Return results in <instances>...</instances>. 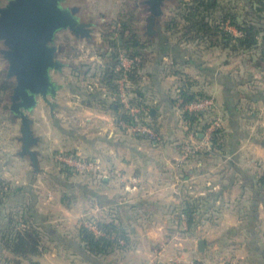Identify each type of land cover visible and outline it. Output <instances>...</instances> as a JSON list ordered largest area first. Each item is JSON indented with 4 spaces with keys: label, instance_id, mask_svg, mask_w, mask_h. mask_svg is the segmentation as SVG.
Listing matches in <instances>:
<instances>
[{
    "label": "crops",
    "instance_id": "0c3cea01",
    "mask_svg": "<svg viewBox=\"0 0 264 264\" xmlns=\"http://www.w3.org/2000/svg\"><path fill=\"white\" fill-rule=\"evenodd\" d=\"M155 26L159 29L155 30V40L164 42L157 41L155 50H145L141 81L145 96L138 98L141 105L137 106L148 110V118L158 123L163 141L156 143L135 135L130 128H121L120 112L115 110V99L108 92L103 90L105 94L86 102L88 96L83 92H89L90 87L81 90L74 80L75 72L67 68L60 74L53 97L60 108L61 126L44 102L38 100L32 112L33 130L41 136V161L45 157L41 164L54 169L53 150L59 147L101 160L108 176L99 183L91 180L93 189L56 181L69 190L78 188L84 199L91 195L92 210H97L91 214L107 218L106 210L108 219L102 221L115 220L127 230L130 240L121 250L136 253L120 264H192L198 260L206 264H264V196L258 190L255 167V160L264 159V69L247 67L227 50H204L196 55L194 43H180L176 35L162 29L160 20ZM257 58L258 54H254V62ZM174 68L196 79L198 86L194 88H202L214 100L215 118L223 119L230 141L226 152L183 158L188 133L178 124L177 107L170 103L180 85L179 76L170 73ZM128 86L135 88L130 82ZM252 91L261 92L262 98L243 97ZM129 95L131 99L135 97L132 91ZM252 121L257 132L249 141L245 130ZM64 122L73 125L69 129L76 135L66 132L70 130L64 128ZM14 140L0 148V167L6 178L13 180V187L23 186L24 190L12 195L6 207L30 205L34 218L54 235L45 239L48 249L44 253L32 259L22 258L19 264H84L75 253L82 250L80 243L63 236L78 234L75 223L85 213L69 209L61 199L53 202V196L49 197L52 181L33 177L32 166L38 162L32 145L30 151L35 158L26 153L31 156L30 162L29 157H22L23 142ZM10 148L20 151V156L9 152ZM8 156L12 161L4 169L3 161L7 162ZM11 170L20 176L22 173V178L19 180L17 172ZM189 196L206 200L201 221L194 228H188L181 215L183 201ZM200 240L206 242L204 251L199 249ZM126 255L112 253L103 264H115L116 256Z\"/></svg>",
    "mask_w": 264,
    "mask_h": 264
},
{
    "label": "trees",
    "instance_id": "16d2710c",
    "mask_svg": "<svg viewBox=\"0 0 264 264\" xmlns=\"http://www.w3.org/2000/svg\"><path fill=\"white\" fill-rule=\"evenodd\" d=\"M121 16L119 21L112 22L108 28L106 26L107 32L104 33L103 37L109 50V58L99 80L92 82L94 87L89 88L86 102L89 103L90 100H94L95 96L100 97L101 93L108 92L115 99V110L120 112L119 116L130 123L132 117L126 112L119 100V81L124 75H127L128 82L135 86L133 89L128 88V92L132 91L135 96L131 102L135 105H141L138 98L145 96L141 81L142 70L146 62L140 61V48L155 50V44L159 39H147L141 35V28L137 22L138 18L133 10L127 13L123 12ZM228 24L235 27L239 34L235 35L227 30L225 26ZM160 25L168 34L176 35L180 43H194L196 46H202L204 50H227L231 56H240L254 50L258 54V58L253 63V67L264 69V0H228L226 3H221L220 0H178L172 16L167 19L161 16ZM117 34L119 37L114 38ZM122 49L126 51L127 57L132 60L131 67L127 71L117 68ZM73 71L78 73L77 67ZM172 72L179 76L180 81L179 91H176L170 100L173 108L177 107L180 99L183 100L184 104L211 98L202 88H194L198 86L196 79L175 68L170 70V73ZM15 86L16 81L8 77L6 72L1 71L0 108L8 110L10 105L7 96L13 93ZM96 89L99 91L96 92ZM261 95H263L261 92L257 94L252 91L243 97L259 100L262 98ZM99 100L101 99L99 98ZM214 109L215 104L205 111L185 113L184 116L189 124V130L186 133L194 132L197 136L200 131H204L210 118L214 120L217 116ZM151 126L156 132H160L156 121ZM140 137L151 139L147 135H140ZM225 137V129L218 128L211 135L209 149L204 152H197L195 156H208V154H213L216 151L226 152ZM259 182L260 186L264 187V176L259 179ZM22 190H24L23 186L13 187L11 182L0 177V253L4 264H19L22 258L32 259L40 256L48 249L45 239L49 238L50 233L34 218L30 205L24 206V208H22L23 206L10 209L6 207L10 197ZM203 204L204 206H202ZM181 207L188 228H194L202 218L203 210L200 208L206 207V200L202 197L189 196L184 199ZM12 211H19L20 213H13ZM96 226L103 233L102 235L96 234L83 224L78 231L81 249L96 259L124 249L130 240L127 230L120 222H115V220L99 221L96 222ZM4 252H8L10 256L3 257L2 253ZM89 264L97 263L90 261Z\"/></svg>",
    "mask_w": 264,
    "mask_h": 264
},
{
    "label": "rangeland",
    "instance_id": "374dc122",
    "mask_svg": "<svg viewBox=\"0 0 264 264\" xmlns=\"http://www.w3.org/2000/svg\"><path fill=\"white\" fill-rule=\"evenodd\" d=\"M220 1H221V3L222 2L226 3L228 0H220ZM137 3H139L140 6H137ZM177 3H178V0H164V2L162 4V15L160 14L159 16L158 15L155 16L153 14V12L150 10V4H148V0H66L63 3L60 2V6L63 8L66 6H71V5L78 7L80 11H79V14L77 15V19L83 21L84 23L92 24L93 28L90 29L91 34L88 37H83L81 35L77 36L73 30L68 29V28L60 30L56 33V36H55L52 43L55 46L61 47L62 50L57 52L56 55H57L58 59L62 63H64V66L58 72L52 71L53 80L59 86V81H61V80H59L60 74L62 75V72H63L62 70H65L68 68V71L71 73L73 71V69L75 67H77L78 73H80V74L75 73L74 77H76L77 79H74V80L76 81L78 86H80L79 88L81 90H83V89H88L89 88L88 86L90 84L93 86L92 82H97L99 80L100 75L104 71L105 65L107 64V61L109 58V50L107 49V44H106V41H105L103 35L105 32H107L106 29L110 26V24L112 22L119 21V19L122 18L121 14L123 12L127 13L130 10H133L135 16L138 18L137 22H138L139 27L141 28V35L147 39L155 40V38L158 37V33L155 30H159V29L154 24L150 25L151 29L149 28V24H151L149 22V18L153 17L154 21L160 20L161 16L165 17L167 19L168 17L172 16V12L174 11ZM243 5H242V7H243ZM0 8H2V7H0ZM106 26H107V28H106ZM225 28L226 29L228 28L227 30H229V31L233 30V32L231 31V33H233L235 35L239 34L238 31L236 33L234 32V28H229L228 26H225ZM150 35H152V36H150ZM117 36L119 37V35L117 34V35H115L114 38H118ZM192 46H194V45H192ZM7 47L9 48V46H7L5 44L4 40L0 39V72L1 71L6 72V74H8L10 62L4 57L2 52H3V50H6ZM193 49L195 52H197V53H195L196 55H199V53L201 54L204 51L202 46H194ZM124 51L125 50H123V49L120 51L119 58H120L122 52H124ZM140 51L143 52L145 50L140 48ZM254 54H256V52L254 50H252V51L246 52L245 54H241L240 55L241 58L239 56H236V57L239 58V60L242 59V62L245 63V65L247 67H253ZM10 78H13L15 80V77H10ZM83 93H84V95L87 96L88 91H84ZM53 97L54 96H48V101H47V100L43 99V97L39 96L38 100L40 101V103L44 102L47 104L46 109H48V112H49V107L51 108L52 114L51 113L50 114H51L52 118L55 119L56 123L59 125L60 122H58V120H59L58 115L61 112L59 110L60 108L57 107L58 105L54 101V100H56V98H53ZM7 99L9 101V105H10L11 104L10 95L7 96ZM83 102L85 103V101H83ZM111 102L113 103V100ZM34 108H32L31 110L25 111L27 118H29V120H30V128H31V132H32L31 134H32L34 139L38 140V142H33V144H31L32 148L36 152V161L38 162V164H34V166H32V170L34 172L33 177H35L36 180L38 179L39 181H42V182L45 179L52 181L50 184L51 185V191L50 192L52 194H50L49 197L53 196V198H52L53 202L59 201V199H61L62 202L64 203V205L66 207H68L69 209H75L78 213H80V212L85 213V215L81 216V218L79 220L77 219L78 221L75 223L78 227V231H79L80 226L83 224L84 226L93 230L96 234L102 235L103 233L96 226V222L108 219V214H107L106 210H104L105 211L104 215H106L107 218H105V217L101 218V216L96 217V215L91 214V212L92 213L97 212L96 209L92 210V207H93L92 202H94V199H93V197H91V195L86 193L87 191L83 190V192L88 195V196L86 195L87 197H86V199H84L83 197H81V194H80V191L78 188H76V189L71 188L69 190L63 184H60V182L59 183L57 182L58 180H60L62 182L63 181L68 182V183H71L73 185L86 187L87 190L93 189L92 185H90V182H91V180L96 181V177L94 178L93 175H90V174H81V173H75L74 174L73 172L71 173L69 170L61 168L60 165L58 164V162L56 161V158H55V154L57 152H60V151H67V152L74 151V152H79V153L83 154L84 156H88V155H85L84 153H82L79 150H71V149L67 150V149H64V147H59V149H55V150H53L51 148V151L53 150V152H54L53 160H54V164H55L54 169H56V170L52 169L51 167L48 168V167L42 166L41 162L43 163V160L45 159V157L41 161L40 153H41L42 157H43V153L41 150L38 149L39 148L38 145L40 144L39 141H41L40 140L41 136L38 135V132L36 130H33L32 112H33ZM112 108H114V106H112ZM147 111L148 110H144V112L142 114V116L146 119V121H144V122L152 125L153 121L150 118H148L149 112H147ZM72 116L73 115H71V117ZM215 121H217L216 118H214V120H213V118L212 119L210 118V121H209L207 127L205 128V130L200 131L197 136H194V143L201 142V141H203V140H201L202 138L205 139L206 136H208L207 132H208L209 128L211 127V125ZM118 122H119V126L121 128L129 129V127L126 126V124H129V123L126 122L125 120L119 119ZM22 124H23L22 118L20 116H17L10 109V107L8 108V110L0 108V148L3 149L7 144H10L11 141L14 142L15 138L17 139L18 142H23ZM64 124H65V122H64ZM253 124H254V121L249 122L248 125L250 127L245 130V132H247L246 135H248L247 137L249 138V141L254 140V131L257 132L254 129V126H252ZM65 125H66V127H64V128H66V130H70V131H66L67 133L71 132L72 135H76V134H74L75 131L73 129H69V128H72L73 125H70V124H65ZM60 126H61V123H60ZM153 127H154V125H153ZM218 128H224L223 119H222V121L220 120L219 125L215 126V128H213V130L210 132V136H209L210 138H211L212 133L215 130H217ZM255 128H257V127L255 126ZM77 134H80V133L77 132ZM134 134L138 135L135 132H134ZM159 134L162 137V134L160 132H159ZM72 139H74V138H72ZM66 140H68V139H66ZM225 140H226L227 146L229 147L230 141H227L228 140V133H226ZM262 145L264 146V141L262 142ZM2 149L0 151H2ZM227 149L228 148H226V151H227ZM12 151H15L16 155L20 154V151L15 150V148L9 149V152H12ZM22 155H23L22 156L23 158L29 157L28 155H26V153H24ZM213 155H215V154L213 153ZM30 157H29V161L31 162ZM88 157H90V156H88ZM2 158L5 159V156H2ZM6 160H7V162L3 161L4 162L3 163L4 169L8 168V165L11 164V162H9V161L10 160L12 161V159L9 156L6 158ZM253 166H254V161H253ZM255 167L257 169L256 177L258 179V185H259L258 190H259L260 194H262L264 196V187L260 186V182H259V179L264 176V159L255 160ZM11 172H14V173L17 172V175L19 174L18 171L11 170ZM65 173L70 174V175H66ZM6 176L7 175L5 173H3V169H1V167H0V177L4 178L8 182L12 183L13 180L11 181L10 179H7L8 177L6 178ZM22 176L23 175L21 173V176L18 175L17 178L20 180L22 178ZM14 177H15V180H17L16 176H14ZM101 181H102V179L99 180L98 182L97 181L96 182L99 183ZM51 202H52V200H51ZM202 206H204V204ZM200 209L203 210L202 207ZM12 212L18 213L19 211H12ZM182 214L183 213L181 211V215ZM185 218L186 217L184 216L183 219H185ZM200 221H201V218H200ZM51 236L54 237V235L52 233L50 234L49 238ZM63 237L66 239L73 238L78 243H80L79 242L80 241L79 232H78V234H74L72 236L69 235V237L67 235H64ZM79 245H81V244H79ZM75 253H77L76 254L77 257L79 256L80 259H82L84 261V264H89L90 261L96 262L97 264H103L104 259L106 258V257H102L100 259H96L92 255H89L88 253L84 252L83 250L76 251ZM113 253H116V254L127 253V255L123 256V257L116 256L117 262L115 264H120V261H122V259H123V262L125 263L127 257L134 258L136 252H130V251L126 252V250L125 251L120 250V251H115ZM2 255H3V257H5V256L9 257L10 256L8 252H4V253H2ZM0 256H1V253H0ZM123 262H121V263H123ZM193 263H195V264H206V262L203 260H198V261H195ZM3 264H4V262H3Z\"/></svg>",
    "mask_w": 264,
    "mask_h": 264
},
{
    "label": "water",
    "instance_id": "95a60500",
    "mask_svg": "<svg viewBox=\"0 0 264 264\" xmlns=\"http://www.w3.org/2000/svg\"><path fill=\"white\" fill-rule=\"evenodd\" d=\"M61 0H12L0 8V39L9 46L3 50L4 57L10 62L8 77H15L16 86L10 95V109L22 118L23 152L30 151L34 142L30 120L25 111L31 110L38 103V97L48 101V96H55L58 84L53 80L52 71L58 72L64 66L57 52L61 47L53 45L56 33L71 29L77 36L88 37L91 24L80 22L76 13L78 7L63 8ZM164 0H148L150 10L155 16L162 13ZM149 22L156 24L153 17ZM151 29V28H150ZM147 59V52L140 54V60ZM151 110V115L154 114ZM183 124V123H182ZM185 125V124H183ZM206 247L205 240L199 241L200 251Z\"/></svg>",
    "mask_w": 264,
    "mask_h": 264
},
{
    "label": "built area",
    "instance_id": "2783aa9c",
    "mask_svg": "<svg viewBox=\"0 0 264 264\" xmlns=\"http://www.w3.org/2000/svg\"><path fill=\"white\" fill-rule=\"evenodd\" d=\"M229 28H233L231 25H226ZM228 29V28H227ZM232 31V30H230ZM120 63L118 65L119 70L127 71L131 67L132 60H130L126 52H122L120 56ZM128 79L127 75H124L120 81H119V100L123 104L124 109L126 112L132 117V122H128L129 124H126L133 132L137 133L138 135H147L156 143L162 142L163 139L161 138L160 134L154 130V128L148 124L145 123L146 119L142 116L145 108L137 106L135 104H132V99L128 92ZM90 88H93V86L90 84ZM128 87V88H127ZM177 92L179 89L176 90ZM183 100L180 99L177 103V110L176 114L178 117V124H182L185 131L189 130V124L187 119L185 118L184 114L189 112H200L205 111L211 107L214 106V100L212 98H204L201 100H197L190 103H184ZM220 119H217L211 127L209 128L207 135L203 141L194 143V132H189L187 135V141L184 143V150H183V158L189 159L190 156L195 155L197 152H204L205 150H208L211 146L210 142V132L215 128V126L219 125ZM56 161L60 165L61 168H64L66 170H69L71 173H81V174H90L93 175V177H96V181H99L103 179L104 177L108 176V171L103 167L101 161H99L96 158L84 156L83 154L79 152L74 151H60L55 154ZM184 217L185 215L182 214ZM195 264V263H192Z\"/></svg>",
    "mask_w": 264,
    "mask_h": 264
},
{
    "label": "flooded vegetation",
    "instance_id": "af4514ba",
    "mask_svg": "<svg viewBox=\"0 0 264 264\" xmlns=\"http://www.w3.org/2000/svg\"><path fill=\"white\" fill-rule=\"evenodd\" d=\"M12 0H0V7H5V6H7L10 2H11ZM64 1H66V0H61V2L63 3ZM137 6H140V4L139 3H137ZM73 7H76V6H73V5H71V6H66V7H64V8H73ZM79 11L80 10H78V12L76 13V17H77V15L79 14ZM79 20V19H78ZM80 22H83V21H81V20H79ZM89 29H91V28H93V25L91 24L89 27H88ZM90 34H91V32H90Z\"/></svg>",
    "mask_w": 264,
    "mask_h": 264
}]
</instances>
